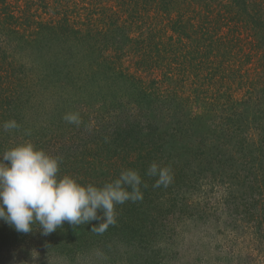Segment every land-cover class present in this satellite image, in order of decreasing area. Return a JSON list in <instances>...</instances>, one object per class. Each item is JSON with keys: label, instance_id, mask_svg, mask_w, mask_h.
Instances as JSON below:
<instances>
[{"label": "trees", "instance_id": "16d2710c", "mask_svg": "<svg viewBox=\"0 0 264 264\" xmlns=\"http://www.w3.org/2000/svg\"><path fill=\"white\" fill-rule=\"evenodd\" d=\"M84 1L49 7L40 0V13H19L0 0V32L16 33L23 49L18 58L5 42L0 58V155L31 142L60 158L59 176L84 185L133 169L143 198L117 205V223L103 234L91 231L96 221L65 223L44 248L77 254L96 242L130 251L158 240L165 247L179 227L204 232L215 220L220 230L232 218L256 253L264 243V0H112L107 8ZM50 9L53 16L43 18ZM217 107L229 141L200 142L196 113L217 114ZM27 112H41L43 125ZM9 120L20 127L4 131ZM184 137L194 141L187 152L183 145L189 156H173L168 141ZM153 162L170 170L166 187L147 174ZM22 235L0 221V250ZM232 253V264L245 255L241 247ZM256 258L251 264H264V253Z\"/></svg>", "mask_w": 264, "mask_h": 264}, {"label": "clouds", "instance_id": "9594fccd", "mask_svg": "<svg viewBox=\"0 0 264 264\" xmlns=\"http://www.w3.org/2000/svg\"><path fill=\"white\" fill-rule=\"evenodd\" d=\"M64 119L78 124V114ZM20 126L5 121L4 131ZM60 158L37 149L31 142L18 144L0 155V221L18 233L39 230L48 236L67 223L73 229L92 224L91 231L103 234L117 223L116 206L143 198L142 178L133 169L102 186L81 184L69 175L59 176ZM148 175L156 176L155 186H167L172 176L168 168L153 162ZM130 189V190H129Z\"/></svg>", "mask_w": 264, "mask_h": 264}, {"label": "rangeland", "instance_id": "374dc122", "mask_svg": "<svg viewBox=\"0 0 264 264\" xmlns=\"http://www.w3.org/2000/svg\"><path fill=\"white\" fill-rule=\"evenodd\" d=\"M44 1L50 7L56 0ZM68 1L69 0H64L66 3ZM75 1L77 3V1L80 0H74V2ZM87 1L93 3L95 0H85L84 2ZM96 1L100 2V6H105L106 8L114 5V1L112 0ZM10 3L16 11L19 10V13L28 9L37 11L38 13L42 11V9L38 6L40 0H32L29 3L27 0H10ZM70 4L72 6L73 3L70 2L68 6ZM76 11L79 12V7L76 8ZM52 16L53 14L51 9L48 10L47 14H43V18L46 19ZM95 18L101 19V16H95ZM98 22H101V20ZM10 29H13V26ZM15 34L16 33H10L9 31L0 32V58L2 52L4 51V45L6 46L5 42H10L12 44L10 51L13 53L17 54L19 50L22 52L23 49H20L21 46L17 45V35ZM19 55L20 53H18L16 57L20 58ZM25 110L23 109V112L30 111L32 109ZM23 114L29 116L32 123H35L38 126L39 124L43 125V121H41V112H38L39 118L30 112ZM224 115L223 110L219 107H217V114L213 112H209V114L196 113L200 126L196 130L195 137H197L200 142L207 144L218 143V141H229L225 137V134L221 133V131H223L222 117ZM213 119L215 121H213ZM220 120L221 123L219 124ZM216 129L218 131H216ZM25 133L26 132L24 130L18 131L20 141H22V137ZM186 140L187 138L184 137L183 141H168V152L173 156L179 154V157L180 155L182 158L188 157L189 155L186 154L188 151L187 149H189L188 144H193L194 141ZM185 143L188 145L186 149L183 146ZM184 149L186 152H183ZM209 174L210 173H207V175ZM195 218L196 217H194V220ZM222 221L220 230L218 229L215 220L208 223L204 232H200L198 227H194V222H191L193 225H191L190 229L188 226L179 227V229H177V235L179 237L175 236V239L167 240L166 244L168 246L165 247H160V240L151 242L153 247L148 249H140L139 247H136V249L134 247L137 245L133 243L131 245L134 247H131L132 249L130 251L128 248H124V246L119 243H110L108 246H102L99 245V243L94 242L96 247L85 248L77 254L49 251L48 248H44V245H46L49 239L47 238L48 236H42L39 230H34L31 233L22 235L26 238L25 240L11 245L9 249L8 247L4 250L1 249L0 264H222V258L225 259V264H232V252L234 251V248L239 247H241L245 255L242 257L239 255L235 256L239 259L238 263L241 264L242 262L243 264H251V258L253 256L259 258V256L264 253V243L259 244L256 253L248 248L249 246L256 244L238 222L235 224V221H233L232 218H228V221L226 222L223 219ZM235 225L238 226L236 227ZM204 235L206 237L201 239ZM57 239L59 238H56V240ZM108 242V239L105 240L104 245ZM113 245L117 247V249L109 250V247ZM140 246L147 248L145 243H141ZM106 247L107 251H105ZM247 255L253 256L250 257Z\"/></svg>", "mask_w": 264, "mask_h": 264}]
</instances>
